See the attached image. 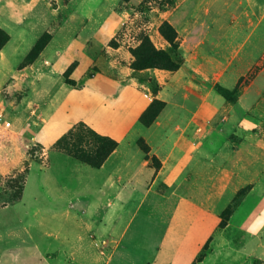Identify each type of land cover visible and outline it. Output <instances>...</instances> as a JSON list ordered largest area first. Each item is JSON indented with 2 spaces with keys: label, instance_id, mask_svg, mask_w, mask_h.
<instances>
[{
  "label": "rangeland",
  "instance_id": "obj_1",
  "mask_svg": "<svg viewBox=\"0 0 264 264\" xmlns=\"http://www.w3.org/2000/svg\"><path fill=\"white\" fill-rule=\"evenodd\" d=\"M81 4L86 0H39L24 25L2 20L11 39L0 62V263L264 264V0H104L87 23L72 15ZM164 22L178 33L183 61L165 89L156 69H132V50L145 37L170 51ZM63 26L72 31L24 67L37 42ZM72 39V51L62 53ZM73 55L85 61L77 88L98 72L118 77L127 66L152 96L147 109L155 100L165 104L119 143L109 158L116 157L114 168L95 169L56 147L81 122L50 146L35 141L49 106L64 95ZM86 140L98 141L91 133ZM182 153L191 157L179 192L163 181L149 190L145 178L142 190L113 209L104 192L113 170L154 173ZM68 172L88 177L87 209L70 201ZM220 172L231 179L207 209ZM80 210L88 222H70Z\"/></svg>",
  "mask_w": 264,
  "mask_h": 264
},
{
  "label": "crops",
  "instance_id": "obj_2",
  "mask_svg": "<svg viewBox=\"0 0 264 264\" xmlns=\"http://www.w3.org/2000/svg\"><path fill=\"white\" fill-rule=\"evenodd\" d=\"M38 1L39 0H0V27L8 33V27L5 25V22L4 24L2 23V20L6 18H19L17 24L24 25L32 15L33 7ZM103 1L104 0H86V5H77L74 14H72L74 19H82L84 23H87L92 18L96 19L98 14L96 8L98 4ZM66 29H71L72 31L71 27H60L37 61L43 58L47 48L50 47L51 44L56 41V37ZM8 35L10 36L9 33ZM77 41L78 40L72 39L70 41L71 43L68 42V44L63 47L62 53L69 54ZM6 48L7 47H4L0 53L1 63L4 62ZM64 49H66V51H64ZM117 50H120V47L117 48ZM73 62H77L78 65L71 76L74 81H78L82 79V74L85 71H82L85 61L82 56L73 55L64 70ZM34 65L35 64H33L31 68ZM132 71L133 70L127 66L120 67L117 69L118 77H111L105 72H98L89 77L81 88L76 89L67 84L61 86V91L64 92V95L63 97H57L58 100L54 102L55 106H49L47 115L50 119L45 121V124L42 125L35 137V141L43 146H50L77 123L84 122L98 134L111 137L118 143L124 142L138 126L141 116L149 106L147 98L152 99V96L150 97V94L146 92L145 86L139 83L132 75ZM151 71L155 73L163 89H165L169 87V79L179 75L182 72V68L176 71V74L173 76L163 74L169 73V71L157 69ZM161 78L165 79L162 80ZM49 97L53 99V93L52 95L50 94ZM176 147L177 145L175 148ZM190 157L191 155L186 153H182V155L177 158L173 157L170 159L169 157L162 161V167L154 173L148 171L143 174L138 171L113 170L112 174L108 176V178L110 177L112 179V182H107V186L104 188V192L108 190L113 196L114 200L112 201H114L113 204L115 205L113 209L118 211L121 205L124 204V201H130L126 194H136L137 190H142L144 187L141 183L145 178L151 180V185L149 184L147 187L149 190H152L153 187H156L163 181L164 186L168 187V189H174L176 192H179V184L183 180L185 165L189 163ZM116 160V157L112 156V160L109 159L103 167H107V165L112 163V168H114L118 163ZM67 175L64 185L72 192L69 196V199H71L70 201L77 209H87L89 195L88 177L79 172H68ZM230 179L231 175L226 172H220L215 176L207 193V197L204 200V206L207 209H212L213 206H216L217 199H219V196L228 185ZM101 189L102 188L99 187V190ZM60 199L65 201L67 197L63 198V196H61ZM81 210V216L74 217L75 220L71 218L70 222H80L81 224L88 222L87 215L83 217ZM113 224H115V222H113ZM0 264H3V259Z\"/></svg>",
  "mask_w": 264,
  "mask_h": 264
},
{
  "label": "trees",
  "instance_id": "obj_3",
  "mask_svg": "<svg viewBox=\"0 0 264 264\" xmlns=\"http://www.w3.org/2000/svg\"><path fill=\"white\" fill-rule=\"evenodd\" d=\"M160 33L170 44V51L156 48L150 38L145 37L142 44L138 48L132 50V54L135 57L132 69L135 71L161 69L175 72L182 67L183 61L178 58L177 54L179 43L176 29L168 22H164L160 27ZM9 40L10 36L8 33L0 27V53ZM50 40L51 38L49 36L41 38L26 56L23 66L26 67L32 65L40 57ZM77 65V62H73L64 73L66 84L76 89V83L70 79V76ZM158 91V87L153 90L154 93H157ZM164 106V102L155 100L140 119L144 120L146 116L155 111L156 108H163ZM89 133L97 138L98 141L96 144L93 145V142L86 140L87 134ZM118 146L119 143L116 140L98 134L83 122L76 125L66 136L56 143V147L63 149L75 159L95 169L102 168L110 156L116 151Z\"/></svg>",
  "mask_w": 264,
  "mask_h": 264
},
{
  "label": "built area",
  "instance_id": "obj_4",
  "mask_svg": "<svg viewBox=\"0 0 264 264\" xmlns=\"http://www.w3.org/2000/svg\"><path fill=\"white\" fill-rule=\"evenodd\" d=\"M6 125H7V127H9L11 125V123L7 122Z\"/></svg>",
  "mask_w": 264,
  "mask_h": 264
}]
</instances>
